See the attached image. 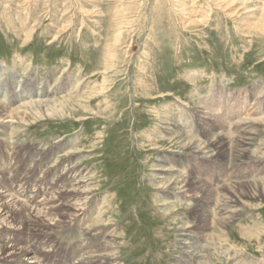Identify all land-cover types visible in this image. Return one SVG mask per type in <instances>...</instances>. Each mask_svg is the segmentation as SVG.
Wrapping results in <instances>:
<instances>
[{
    "label": "rangeland",
    "instance_id": "374dc122",
    "mask_svg": "<svg viewBox=\"0 0 264 264\" xmlns=\"http://www.w3.org/2000/svg\"><path fill=\"white\" fill-rule=\"evenodd\" d=\"M262 2L255 0L236 16L221 9L214 0H0V82L9 84V74L20 82L33 75L44 82L49 79L50 92L71 82L54 99L60 103L69 100L65 101L68 109L64 117L29 124L4 123L9 132L16 129V136L11 140L0 137V159L5 158L0 161L2 191L8 186L18 195L23 189L29 200L39 190L37 202L52 197L56 177L51 174L49 182L43 181L39 166L36 180L31 181L32 175L28 174L34 170L31 157L37 154L39 164L42 161L44 164L53 158L57 145L75 139L78 146H74V151L79 152L74 156L82 153L80 149L90 153L79 160L83 169L94 174L91 183L96 190L90 197H94L96 205L102 204L104 198L109 199L105 220L110 231L119 233L114 263L173 264L172 259L181 251L176 234L185 223L189 232L201 241L206 237L203 234L212 232L198 227L195 215L198 201L214 221L221 219L231 208L219 200L215 203V196H227L230 186L242 185L251 177L264 178V156L234 166L207 159L210 180L205 178L211 189H216L211 191L212 196L205 198L200 194L201 200L194 199L190 204L175 201L176 208L169 207L167 216L155 198L158 194L154 170L162 150L190 159L196 167L199 163L190 151H178L180 146L170 140L167 125L186 126L185 119H189L194 132L188 135L195 141L198 137L204 144L206 138L201 137L198 117L214 125L222 116L200 105L203 97L215 96L218 89L228 96L248 98L255 87L264 89V34L245 27L259 21ZM249 11L253 13L245 17V24L243 19ZM186 19L196 20L187 23ZM71 86L75 90L66 93ZM6 96L9 99V94ZM259 104L263 108L264 100ZM164 109L173 110L171 119L157 111ZM258 110L259 106H253L249 100L238 111L241 113L238 124L243 127L250 124ZM235 120L227 114L224 123L228 127L223 128L232 141ZM262 134L251 152L264 144V131ZM63 158L66 156L57 158L60 165ZM17 167L18 180L13 181ZM181 189L182 195L193 196L187 194L186 188ZM241 202L238 218L218 230L213 246L235 255L241 264H260L264 262V197H246ZM64 221L69 224L70 219ZM31 235L19 233L18 237H23L20 243ZM72 235L71 232L65 235L69 239L64 245L67 249L79 241L71 242ZM210 237L205 238V246ZM66 255L67 252L62 254ZM28 262L25 258L22 263ZM220 262L214 264H225Z\"/></svg>",
    "mask_w": 264,
    "mask_h": 264
},
{
    "label": "bare ground",
    "instance_id": "6f19581e",
    "mask_svg": "<svg viewBox=\"0 0 264 264\" xmlns=\"http://www.w3.org/2000/svg\"><path fill=\"white\" fill-rule=\"evenodd\" d=\"M214 1L215 3H218V6L221 9L237 16L255 0ZM219 2L221 4H219ZM261 4L262 9H260L262 10V15L260 16L259 21L252 26L245 25L247 29L250 28L254 31H258L257 34H264V3L262 2ZM252 11L247 12L244 19L242 18L245 24L247 21L245 17L253 13ZM195 20L193 19L194 23ZM186 21L187 23L192 22V20L188 22L187 19ZM182 25L184 26V24ZM9 76V84H5V82L2 83L3 80L0 82V97L2 98H0V127H2L0 129L1 139L11 140L16 136V129L9 132V130L4 127V123L14 124L15 121H20L21 123L29 124V122L36 120L40 121L42 119L45 120L53 119L55 117H64L65 112L68 109L65 103L69 100H64L60 103L55 102L54 99L56 96L60 95L59 92L62 89H66L71 85L70 81L62 84L61 89H52L50 92L47 86L49 79H46L44 82L43 80H39L31 75L28 79H26V81H24L25 79H22L23 83L22 81H15L14 74H9ZM74 90L75 88L71 86L66 93H71ZM5 93L9 94L10 100H6L7 94ZM66 93L64 94L66 95ZM214 93L215 96L210 98H207L209 96L203 97L205 100L200 103V105L205 106L211 112H215L216 114L222 116V118H218V121H215L216 124L219 123V125H210L207 121L198 117V123L200 126H198L199 131L201 133V137L206 138L204 140L206 145L205 143L203 144L202 141H198L199 138L197 136V140L195 141L193 137L188 135V133L193 134L191 132H194V128L192 127V123H190L189 119H185L187 122L185 124L186 126L175 123L173 125L168 124L167 126L170 128L165 129L167 134L171 137L170 140L180 146L178 151H190L191 155L199 161V163L197 162L198 165L196 167L194 161L190 159H183L182 156H176L177 154L175 155L163 150V152L161 151L159 155V162L154 170L155 188L157 190L156 194H158L156 195L158 197L155 198L157 203H161L160 206L164 209L163 213L166 216L170 214V208H176V205L174 204L175 201L190 204L194 199L201 200V197H198L200 194L203 196L205 195V198H207V196H212L213 192L211 191L215 192L216 189L213 188L214 190H212V186L209 185L210 181H207L205 178L208 177V180H210V169L207 165V159H213L221 164L224 163L228 166H234L236 163L241 164L251 159L262 158L264 156V144L258 149V151L251 152V150H254L252 149L253 146L256 144L258 138L264 131V106L263 108H260L261 105L259 104L260 100H264V89L255 87V89L250 92V95L248 94V98L252 101L253 106H259V110L256 112L257 117L250 120V124L246 123L247 125L244 127L241 126V124H238V121L241 118V113H238V111H241L246 107L247 102L249 101L248 98H243V96H228V93H223V91H219L218 89L215 90ZM214 93L212 92L211 94L213 95ZM231 97L232 100L230 101ZM234 102L236 103L235 106L232 105ZM157 111L164 114L166 119H171L170 117H172L171 114L173 110L169 111L168 109H164V111ZM227 114H229V119H237L232 124L235 125L233 129L234 136H232L233 141L230 140L231 136L228 139V134H224L223 131L226 127H228L224 123ZM183 116L184 114L181 113V118H183ZM231 121L232 120H230L228 125H230ZM221 131H223V133H221ZM60 141L61 140L58 142ZM76 142L77 141H75V139H71L63 146L57 145L55 153L56 157L54 155L53 158H50L48 162L44 164L42 161L41 165L39 164V156L37 154L34 153L35 155L31 157V163H33L34 166V170L32 172H28V174L32 175L31 181L35 179L37 172H39L36 169L39 166L41 174L44 175L43 181L49 182L51 177H56L57 182L54 185L55 187L52 191V197H47L37 202L36 198L40 194L39 190L38 195L27 200L29 197H26V190L20 189L17 195L12 189L8 188V186H4L3 191V187H0V264H23L22 262L25 258L30 260L27 264H116L114 263V261L117 260V254H115L117 245H115V241L118 240V237L116 236L119 235V233H116L112 229L110 231V224H108L109 222H106L105 220L106 211L109 207V199L104 198L102 204L96 205L97 201L94 200V197H90L91 195L93 196V192L96 190L91 183L94 178V174H91L87 168L83 169L82 165H79L80 157L84 158V156H86L85 154L90 153L89 151L87 152L80 149L82 152L80 154L83 155L79 154L78 156H74L75 153L79 152V150L74 151ZM77 146L78 145H76V147ZM206 147H208V152H206ZM11 150H13V148ZM61 155L66 156V158L62 159V162L64 161L63 163H66H62L60 165L57 158L58 156L61 157ZM3 158L0 159V161H5V158ZM18 168L19 167H17L16 170L17 172L13 171L16 172L12 175L13 178L11 180L13 181L18 180ZM22 172L23 170L20 171V175ZM51 174L52 176L50 177ZM217 174L218 176H221L219 172ZM259 178L262 180H257ZM251 179L252 180L249 181L246 180V182L242 185L234 186V184L232 187L230 186V188L227 189L229 191L227 196L223 195L220 198L216 196L214 197L216 199L215 203L219 200L220 203L223 202L226 207L228 206L231 208L229 212H224L225 216L221 219L215 218L216 220L214 221V219L211 218L210 212L207 214V209L201 201L196 203L198 206H196L195 215L199 219L198 227L203 231H212V234L207 233L204 235L202 233L203 236H211L208 241V245L205 246L203 244L206 237L202 238L203 240L201 241L196 234H193L191 231L189 232L190 227L188 228V225L185 226L187 224L185 223L176 234V244L181 248V251L177 252V255L172 259L173 264H214L215 261H221L225 264H241V261L238 262L239 260L237 261V257H235V255H231L229 252L221 251V249L216 245V248H214L213 245L214 242L217 241L218 230L221 228L225 229L228 224L235 220V218H238V203H242L241 200L246 197L251 199H256L260 196L264 197V178L258 176L255 179L251 177ZM221 183L222 182H220L218 186L221 185ZM182 185L183 189L186 188L187 194L193 195L192 197H186L179 192ZM37 186L38 185H36V187ZM17 187L15 188L17 189ZM16 189L15 192L17 193ZM54 194L55 196L58 194V197H54ZM101 199L102 197H100V202ZM207 200L209 201V199ZM58 202H61V204L59 203L60 205L56 206ZM180 204L182 205V203ZM101 205L103 207H101ZM11 207L13 208L11 209ZM32 208L34 209L32 210ZM216 215L217 213L215 216ZM208 217H210V219ZM67 218L70 219L69 224H66L64 221ZM209 220L213 221L209 223ZM5 223L6 225H11V227L13 226V229L8 228L10 226L7 227L4 225ZM67 232H71L73 234L72 239H70L71 242L76 240L81 242L79 243L78 241L77 244L71 243L73 245L67 249L64 246L69 240L68 237L65 236ZM19 233L21 235L29 233V235L32 234V237L30 238L27 236V238L25 237L23 239L26 240V242L20 243L19 240L23 237H18ZM222 240L224 239L222 238ZM104 242H106V244H104ZM109 242L111 243L109 244ZM206 243L207 242H205V244ZM47 248H50L52 251H47ZM66 252V257H63L62 254ZM260 264H264V262Z\"/></svg>",
    "mask_w": 264,
    "mask_h": 264
}]
</instances>
